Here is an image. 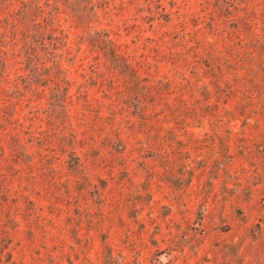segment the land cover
Wrapping results in <instances>:
<instances>
[{
    "label": "rangeland",
    "instance_id": "1",
    "mask_svg": "<svg viewBox=\"0 0 264 264\" xmlns=\"http://www.w3.org/2000/svg\"><path fill=\"white\" fill-rule=\"evenodd\" d=\"M215 1L93 0L95 15L69 31L68 44L83 29L102 31L127 54L147 56L158 68L152 73L176 86L160 98L147 67L140 71L172 132L149 116L144 131L123 127L116 141L99 89L70 68L64 137L50 129L63 118L41 114L44 146H10L7 138L0 146V184L10 191L0 193V264H264V0H237L240 25L245 12L255 16L233 39L244 46L214 38L228 65L221 82L207 72L210 49L199 35ZM162 7L173 16L178 10L179 20L166 22ZM179 42L188 43L185 60L176 54ZM182 73L208 80L211 94L179 87ZM119 74L120 104L128 106L126 74ZM214 81L229 86L214 93Z\"/></svg>",
    "mask_w": 264,
    "mask_h": 264
},
{
    "label": "trees",
    "instance_id": "2",
    "mask_svg": "<svg viewBox=\"0 0 264 264\" xmlns=\"http://www.w3.org/2000/svg\"><path fill=\"white\" fill-rule=\"evenodd\" d=\"M150 2L151 0L148 3ZM215 2L214 10L211 13L205 12V16L209 18L205 26L209 29L202 32L199 31L200 29L196 31H199L200 36H205L204 45L210 49L208 52L210 58L204 59L208 67L207 72L212 73L210 75L221 82L220 78L228 73L226 71L228 65H225L226 61H222L216 55V50L220 51V49L215 39L219 38L225 47L231 49L236 43L237 46H244L241 39H238V42L233 39L242 38L241 36L245 35L246 26L251 24L255 16L245 12L244 21L240 25L237 0H216ZM200 5L201 11L208 8V5ZM94 6L93 0H0V146H5L6 138L10 146H44L46 142L41 129V114H44L46 119H50L54 114L63 118L62 121L54 124L55 127L52 125L50 128L55 129L53 133L56 136L62 135L61 133L69 129L68 105L72 102V96L67 94L70 82L67 79V72L70 68L78 72L81 81H86L85 84L97 86L99 89L101 101L106 103L108 109L107 119L111 121L109 127L113 130L116 141L120 142L117 136L120 135L123 127L131 130L136 125L144 131L150 120L149 116L162 130L172 132V128L167 127L169 120L166 110L157 108L160 107L155 101L157 94L144 90L145 84L142 81L145 78L140 71L147 67L149 73L147 74L150 76L146 77H151L155 82L152 86L160 89L158 93L160 98L172 95L176 86L168 78L158 77L152 73L158 68L156 66L152 68L147 56L142 54L137 58L133 54H127L119 44L108 37V33L102 31L85 33L83 29L82 34L76 35L77 39L74 43L68 44L69 31L73 34L75 26L81 27L84 19L94 14ZM155 7H160V4ZM66 9L70 11V14L65 12ZM175 13L177 14L173 16L162 7L161 16L165 17L166 22H171L169 15L174 20H179L178 10H175ZM70 19H75L74 25L71 24ZM65 23L69 25L66 27ZM180 23L181 21H177L173 24ZM184 29L180 30L179 39L185 37ZM60 42L63 44L59 45ZM175 45H178L176 54L185 60L188 43L179 42ZM75 47H77L76 54H72ZM93 53L96 54L95 57L92 56ZM69 56L72 58V66L70 64L66 68L65 58L67 57L69 61ZM236 61H239V57ZM84 62L89 71L83 70ZM193 63L196 64L198 61L194 60ZM105 71L110 75H106ZM12 72L14 75L11 77ZM120 72L125 73L127 78L123 89L129 98L128 106L120 104V102L124 104L126 102L123 101V96H120L122 90L116 81ZM175 73L179 76L180 71L175 70ZM180 75L186 82H180L179 87L195 85L199 93L209 91L205 94H211L206 84L208 80L205 78L194 75L192 82L185 78L184 73ZM214 82V93L224 91V88L229 86L225 81V87L220 88V83ZM46 88L49 89L48 93L53 100L51 97L48 98L44 106L41 100L48 94L45 91ZM126 107L131 110L135 120H131L130 111H127ZM147 107L152 110L149 114L147 112L151 110H147ZM104 141H110V145L115 143L107 139ZM73 143H69V146H73ZM0 180L6 182V177H3L1 172V164ZM0 193L4 198L9 195V186L6 183L0 184Z\"/></svg>",
    "mask_w": 264,
    "mask_h": 264
}]
</instances>
